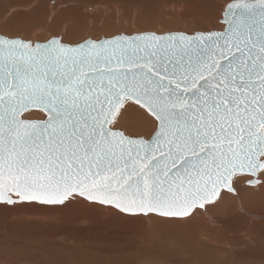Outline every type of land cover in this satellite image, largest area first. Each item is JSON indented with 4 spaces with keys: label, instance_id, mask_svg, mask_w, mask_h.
<instances>
[{
    "label": "snow or ice",
    "instance_id": "6c2138e0",
    "mask_svg": "<svg viewBox=\"0 0 264 264\" xmlns=\"http://www.w3.org/2000/svg\"><path fill=\"white\" fill-rule=\"evenodd\" d=\"M201 30L0 31V205L190 221L264 191V0Z\"/></svg>",
    "mask_w": 264,
    "mask_h": 264
},
{
    "label": "rangeland",
    "instance_id": "374dc122",
    "mask_svg": "<svg viewBox=\"0 0 264 264\" xmlns=\"http://www.w3.org/2000/svg\"><path fill=\"white\" fill-rule=\"evenodd\" d=\"M7 1L14 4L13 6L18 4L27 6L35 2V0ZM53 1L55 0H50V2L43 0L42 2L44 3L42 27L48 23V19L47 22L45 20ZM56 1L60 2L59 0ZM4 2V0H0V19L6 13V7L2 8ZM72 2L74 3L71 1L61 3L68 4V7H74L76 4L81 5L83 8L80 10L81 16L76 17L80 26L98 25L100 30L102 27L100 24L104 21H109L110 25L114 26L119 21L124 25L125 22L129 23L125 26L122 25L124 27L121 29L114 27L106 34L99 30L91 33L84 31V35L74 36L77 39L92 36V33L94 36L140 31L178 30L193 33L206 27L208 20L214 15L212 7L214 0H80L79 4L75 0ZM66 7L67 5H64L58 10H52V14H54L52 17H55L60 9ZM29 11L30 9L27 8L26 11L22 12L19 17L21 21H31V16H28L29 13H27ZM52 14L49 16L50 19ZM71 14L74 13H69L73 17L74 15ZM170 20L174 21L171 25L168 23ZM0 207L4 208V212H0V264H181V262L176 261L177 257L173 256L172 253L174 252L166 249L164 246L166 244L162 246L156 244L158 241L155 240L156 235L167 236L172 233V239L167 238L166 240L162 239V241L166 243L177 242L176 244L180 245L186 241L176 235L177 233L174 231L191 228L183 225L188 221H163L155 217L151 218L154 221H150L148 218L135 219L136 222L130 221L132 219L128 220L127 217L99 207L90 209L91 212L84 207H77L78 212L75 209L51 212L20 206L0 205ZM67 210L69 211L67 212ZM165 222H174L172 224L179 223L180 225H169L171 223ZM177 238L181 240H177ZM240 241L239 244L230 247L231 250L227 249L225 253L227 256L222 257L223 259L216 255L211 257L213 259L198 257L197 260L192 261V256L188 255V260L191 261L188 264H204L203 262L205 264H264V245L260 247L261 252L259 254V250H251L257 247L253 240L252 244L250 238H241ZM227 257L228 260H226ZM208 259L211 261L209 260V262ZM222 260L223 262H221Z\"/></svg>",
    "mask_w": 264,
    "mask_h": 264
},
{
    "label": "bare ground",
    "instance_id": "6f19581e",
    "mask_svg": "<svg viewBox=\"0 0 264 264\" xmlns=\"http://www.w3.org/2000/svg\"><path fill=\"white\" fill-rule=\"evenodd\" d=\"M4 1L5 2L2 4V8L6 7V13H4V16L0 19V31H10V32H14V33H19L21 35H29L30 34L33 37L43 36L46 34L49 35L52 32H58V34L67 33L73 37L74 36L77 37L80 34H83L84 31L91 33L92 31L99 30L98 25L97 26H94V25L91 26L90 25V26L85 27L86 25L80 26L78 24V19L76 17L80 15V12H81L80 10L83 9L81 7V5L78 6L75 3L77 6L75 5L74 7H68V4H62L64 2L68 3L69 1H71V3H74V2H72V0H59L60 2H57L55 0V1L51 2V4H53V5H51V6L49 5L50 6L49 7V14L47 15L46 20H45V22H47V19H48V23L45 24V26H43V27H42V24H43V22H42V8L44 6V3H42L43 0H35V2H37V3L34 2V3L29 4V5L26 4L27 6H24L21 4H18L17 6H13L14 4H12L10 2L8 3L7 0H4ZM75 1L78 3L80 0H75ZM49 2H50V0H49ZM47 3H48V1H47ZM64 5L65 6L67 5V7L64 9L63 8L60 9L59 12H57V14L55 13L56 14L55 17H52L54 15V14H52L53 13L52 10H54V9L58 10L60 7H62ZM27 8L30 9V11L27 12V13H29L28 16H31L30 22L21 21L19 18L21 16L22 12L26 11ZM46 9H48V8H46ZM55 12H56V10H55ZM70 12L74 13L71 15H74L75 17L70 16L69 15ZM50 14H52L51 19L49 17ZM185 15H187V14H185ZM151 22H153V20ZM155 22H156V20H155ZM173 22L174 21L170 20L168 23H170V25H171ZM127 24H129V23L125 22V25H127ZM146 24H148V23H146ZM166 24L167 23L165 21V25ZM101 25H102V27H100ZM122 25H124V24L120 21L117 22V24L115 26L110 25L109 21H106V22L104 21L102 24H100L99 27L101 29L99 31L106 34V33H108V31L112 30V28H114V27H116V29H118V28L121 29L125 26V25L124 26H122ZM163 25H164V23H163ZM147 28H148V26H147ZM116 29H114V30H116ZM122 30H124V29H122ZM92 36H94L93 33H92ZM77 207H79V206H73V207L68 208V209H75L76 210ZM89 210L90 209H88V211ZM1 211L4 212V208L0 207V212ZM68 211L69 210H67V212ZM11 212H12V210H11ZM65 212H66V210H65ZM76 212H78V211L76 210ZM90 212H91V210H90ZM23 216H24V214H23ZM128 220H130V219L128 218ZM130 221L136 222L135 219H132ZM150 221H154V219H150ZM165 223H168V224L171 223L169 225H180L179 223L172 224L174 222H165ZM183 225H184V227L188 226L191 228H182V229L179 228L180 230L174 231V232L177 233L176 235H178L182 239H184V241H186V243H183V244L181 243L182 245L181 244L179 245V244H176L177 242L176 243L175 242L166 243L165 241H162V239H165V240L167 238L172 239V233L167 235V236H163L162 234L156 235L157 238L155 239V240H158V241H156L157 245L162 246V245L166 244V245H164L166 247V249H169L170 251L174 252V253H172V252H170V253L174 254L173 255L174 257H177L176 261H179L178 263H180V262H181V264L190 263L191 261L188 260V258H189V257H187L188 255L192 256L191 257L192 261L197 260L198 257H201V258L210 257L211 258V257H215L216 255H218L220 257V259H223L222 257H224L226 255L225 253L227 252V249L229 250L230 247H232V246L234 247V245L239 244V241L241 238H250L251 244L253 243L252 242V240H253L254 244H256L258 248L256 247V249H251V250H256V251L259 250V254H260V252H261L260 247L262 245H264V191L250 190V191L243 192L239 198H230V199L226 200L224 203H222L220 206L212 209L210 212L205 213L201 216H198L196 219L190 220V221L184 223ZM174 238H176V237H174ZM178 239L179 238H177V240ZM179 240H181V239H179ZM240 242H242V241H240ZM208 248L212 249V250H209ZM213 249H216V250H213ZM249 249H250V247H249ZM163 253H166V252H163ZM220 253H221V255H220ZM167 258H169V257H167ZM211 259H213V258H211ZM228 259L229 258L227 257L226 260H228ZM209 260L210 259H208V261ZM2 261H3V259H2ZM204 261H206V260H204ZM221 262H223V260ZM203 263L205 264V262H203Z\"/></svg>",
    "mask_w": 264,
    "mask_h": 264
}]
</instances>
